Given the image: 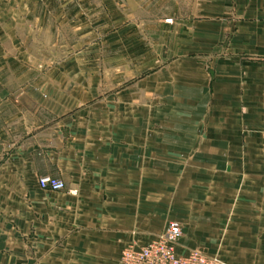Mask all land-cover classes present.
Segmentation results:
<instances>
[{
    "label": "crops",
    "instance_id": "1",
    "mask_svg": "<svg viewBox=\"0 0 264 264\" xmlns=\"http://www.w3.org/2000/svg\"><path fill=\"white\" fill-rule=\"evenodd\" d=\"M171 222L264 264V0H0V264H122Z\"/></svg>",
    "mask_w": 264,
    "mask_h": 264
},
{
    "label": "built area",
    "instance_id": "2",
    "mask_svg": "<svg viewBox=\"0 0 264 264\" xmlns=\"http://www.w3.org/2000/svg\"><path fill=\"white\" fill-rule=\"evenodd\" d=\"M171 21V20H169ZM168 21V22H169ZM42 190L63 191L66 185L63 181L50 176L39 179ZM183 235L179 222H171L165 232L145 246L129 245L121 256L122 264H224L217 258H212L199 251H192L186 256L177 253V245Z\"/></svg>",
    "mask_w": 264,
    "mask_h": 264
},
{
    "label": "rangeland",
    "instance_id": "3",
    "mask_svg": "<svg viewBox=\"0 0 264 264\" xmlns=\"http://www.w3.org/2000/svg\"><path fill=\"white\" fill-rule=\"evenodd\" d=\"M169 20H171V21H169ZM169 20H167V22L169 21V23H172L173 24V20L172 19H169ZM182 226V225H181ZM165 232V231H164Z\"/></svg>",
    "mask_w": 264,
    "mask_h": 264
}]
</instances>
